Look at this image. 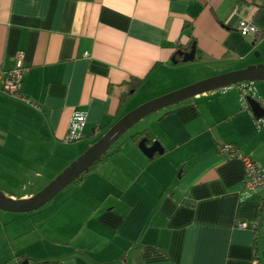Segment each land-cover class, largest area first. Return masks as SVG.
Returning <instances> with one entry per match:
<instances>
[{
	"label": "crops",
	"instance_id": "0c3cea01",
	"mask_svg": "<svg viewBox=\"0 0 264 264\" xmlns=\"http://www.w3.org/2000/svg\"><path fill=\"white\" fill-rule=\"evenodd\" d=\"M241 17L259 32L242 34ZM263 31L264 0H0V62L13 67L22 50L28 66L20 95L0 91V178L55 171L63 155L36 145L65 141L75 110L94 140L146 99L255 63ZM192 38L195 58L175 63ZM156 114L56 203L0 208V264H264V190L219 150L232 142L264 165V116L259 125L238 84ZM146 133L163 153L145 154ZM21 183L8 195L36 193Z\"/></svg>",
	"mask_w": 264,
	"mask_h": 264
},
{
	"label": "water",
	"instance_id": "95a60500",
	"mask_svg": "<svg viewBox=\"0 0 264 264\" xmlns=\"http://www.w3.org/2000/svg\"><path fill=\"white\" fill-rule=\"evenodd\" d=\"M182 53L184 61L194 59L196 56V44L193 43L189 51H182ZM256 80H264V63H251L245 67L217 73L149 99L121 116L105 133L36 193L29 197L15 198L0 189V208L11 211H30L45 205L89 167L93 166L96 161L100 160L103 155L107 154L109 148L129 128L145 116L199 93ZM245 100L254 111L256 117L264 116V103L260 101L256 94L248 93ZM139 146L149 157H153L156 153H163L165 150L160 140L154 139L149 143L147 136L141 137Z\"/></svg>",
	"mask_w": 264,
	"mask_h": 264
},
{
	"label": "built area",
	"instance_id": "2783aa9c",
	"mask_svg": "<svg viewBox=\"0 0 264 264\" xmlns=\"http://www.w3.org/2000/svg\"><path fill=\"white\" fill-rule=\"evenodd\" d=\"M239 6L234 7V11H238ZM240 32L244 35L257 34L259 32L258 26L248 17H241L239 20ZM28 70V66L25 63V53L20 50L15 56V65L11 68H5L0 62V91H5L12 95H20V84L23 80L25 72ZM252 82H242L238 85L241 89V98L245 100L248 93H255L251 86ZM246 101V100H245ZM87 122L86 114L82 110H75L72 113L69 129L64 136L65 141H75L84 136V127ZM258 124H262L263 118L257 117ZM219 150L227 157L240 158L246 167V174L244 184L251 189H263L264 190V165L259 164L253 157L240 150V148L232 142H224L220 145ZM264 196V194H263ZM237 225L241 227L249 226V223L245 220H237ZM257 226V222L253 223Z\"/></svg>",
	"mask_w": 264,
	"mask_h": 264
},
{
	"label": "rangeland",
	"instance_id": "374dc122",
	"mask_svg": "<svg viewBox=\"0 0 264 264\" xmlns=\"http://www.w3.org/2000/svg\"><path fill=\"white\" fill-rule=\"evenodd\" d=\"M261 49H256L255 50V60L256 62L255 63H264V45H261L260 46ZM257 51H259L260 53L259 54H256ZM248 64V63H247ZM211 72H214V73H211ZM209 72L208 74H210L212 76V74H216V73H219V71H211ZM221 72V71H220ZM205 73V72H204ZM208 75V76H210ZM207 77V76H205ZM204 78V77H203ZM257 81H262V80H256V81H253L252 83H256ZM258 83V82H257ZM226 87H221V88H218V89H215L217 91H220L222 89H224ZM148 100V99H146ZM144 102V101H142ZM141 102V103H142ZM140 104V103H139ZM168 107V106H167ZM166 108V107H164ZM162 108V109H164ZM162 109H159L157 111H160ZM157 111L145 116L144 118H142L141 120H139L135 125H133L131 128H129L113 145L112 147L109 148V151L115 146L117 145L118 143H120L121 141H123L124 139L128 138L130 134L134 133L135 131L141 129V127L146 123L144 121H149L150 119H153V117H155L157 114ZM145 119V120H143ZM100 136V135H99ZM98 136V137H99ZM97 137V138H98ZM96 138V139H97ZM91 140V139H88V137L86 138H81V139H78V140H75V141H70V142H67V141H61V142H58L56 147L55 148H51V147H47V145L44 144V142L42 140H39V144L36 145L37 148H36V154H39V156L41 157H46V156H51L52 154V149L56 152V154L58 156H61L63 155V158L64 159H61V158H58V162H55V166H56V169L55 171H53L51 174H50V170H48L47 172V175L46 176H27V177H22V178H19L18 176L16 178H0V189L5 192L6 194H8L6 191L7 190H20L21 187H22V181L25 183V184H28L29 185V188L30 189H33L35 190V192L39 191L40 189H42L51 179H53L59 172H61L68 164H70V162L72 160H74L75 158H77L86 148H88V146L90 144H92L95 140ZM19 142H22L21 140H19ZM27 149L29 147H26ZM23 147L21 146V149L22 150ZM35 149L34 146L31 147V150L33 151ZM1 156V155H0ZM6 158H8L7 156H3ZM61 159V160H60ZM7 163V162H6ZM4 163V164H6ZM51 164H54L51 162ZM5 171H8V169L6 168ZM14 176V175H13ZM74 188L73 185L71 186H67L66 188L62 189L59 194H56L53 198H52V202H49V203H56L58 201V197L60 195H63L64 193H67V192H70L72 189ZM47 203V204H49ZM46 207H49V206H42L41 208H38L39 210H43L45 209ZM9 211V210H8ZM35 211H38V210H30L29 212L31 213H35Z\"/></svg>",
	"mask_w": 264,
	"mask_h": 264
},
{
	"label": "trees",
	"instance_id": "16d2710c",
	"mask_svg": "<svg viewBox=\"0 0 264 264\" xmlns=\"http://www.w3.org/2000/svg\"><path fill=\"white\" fill-rule=\"evenodd\" d=\"M262 35H264V31H263ZM194 40H195V39L192 38V39L189 41V44H188V46H187L185 49H182L180 46L177 47V48L175 49V51H174V53H173V61H174L175 63H180V62L184 61V55H183L182 51H189V50L192 48V46H193ZM138 84H139V80L137 81V83L135 84V86H137ZM137 134H139V133H137ZM145 136H147V138H148V142H152V137L150 136L149 133H146ZM108 153H109V151H108ZM106 155H107V154L103 155L102 158L105 157ZM98 161H99V160H98ZM96 162H97V161H96ZM96 162H95V163H96ZM95 163H94V164H95ZM94 164H93V165H94ZM91 167H92V166H91ZM91 167H89V168H88L85 172H83L78 178H76V179L74 180V182H78V181L82 180V178L87 174V172L91 169Z\"/></svg>",
	"mask_w": 264,
	"mask_h": 264
}]
</instances>
